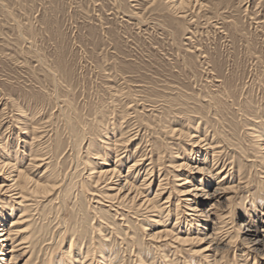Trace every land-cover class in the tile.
Listing matches in <instances>:
<instances>
[{"label": "rangeland", "instance_id": "1", "mask_svg": "<svg viewBox=\"0 0 264 264\" xmlns=\"http://www.w3.org/2000/svg\"><path fill=\"white\" fill-rule=\"evenodd\" d=\"M167 2L0 0V210L14 204L8 223L20 213L15 191L5 186L18 167L33 180L61 184L48 196L30 192L25 245L31 247L15 264H67L63 252L72 239L82 247L72 257L76 249L99 247L111 264H139L138 252L149 264H214L213 257L220 264H264L237 229L247 216L227 226L234 225L232 246L225 241L218 253L209 251L210 261L196 251L208 243L177 249L165 237H146L173 229L175 204L184 209V178L195 184L218 171L213 184L236 187L221 195L220 209L256 206L250 226L259 236L264 224V0H200L185 12ZM206 153L211 176L196 168ZM141 156L128 179L138 186L144 173L162 171L146 191L153 197L161 180L168 183L162 202L171 192L172 212L161 224L157 215L128 214L131 202L110 208L97 200L121 186L98 179L101 167L120 159L116 169L126 175ZM179 227L186 231L183 216ZM96 257L86 264L101 263Z\"/></svg>", "mask_w": 264, "mask_h": 264}, {"label": "bare ground", "instance_id": "2", "mask_svg": "<svg viewBox=\"0 0 264 264\" xmlns=\"http://www.w3.org/2000/svg\"><path fill=\"white\" fill-rule=\"evenodd\" d=\"M167 1H168L167 3H169V6H170V7L169 6L168 7L171 10H173V11L174 10H181V12H185L184 10L187 7H189L191 4H196V2L199 3L200 0H167ZM113 136H116V135H113ZM262 136H263V133H262V131H260L258 133V137H262ZM110 139H112V138H110ZM213 151H214V148H213V150H209L208 153L213 152ZM34 153L38 156V152H34ZM208 153L203 155V160H201V163H200L201 165H198L196 168L198 169L199 172L206 171L205 173L208 172L209 175L211 176V175H213V173H212L213 170H211V168L209 167L208 162H207ZM98 154L100 155L99 152H98ZM9 159H8V161H9ZM144 159L145 158H143V156H141L139 159H136L135 161H133V163L129 164L126 175H122V172H120L118 169H116V165L118 164L120 159H116L114 161V165L110 166L109 168H106V167H101V169L99 168L100 171L99 172L97 171L98 172V174H97L98 179L105 178V179L110 180V182H108V183L116 184V185L118 184L121 186L111 187V190H117L116 193L113 195L110 193H107V192H100L98 194L99 199H97V200H98V203H102L101 200H105V202H109L110 205H108V206L110 208H113V206H115L116 203L118 205L124 206L125 204L131 202V205L133 206L132 208L136 207L135 208L136 210L132 211L131 210L132 208L130 209V207H129L130 210H128V214H130V212H133L134 214L139 215V216L144 215L146 219H150L149 218L150 216L157 215L158 219H155L154 221L156 223L161 224L163 217H164V214L166 213V216H168L172 212V209L170 208L171 205L166 206L171 201L170 200L171 192H169V195L167 196V200L162 202V198H163V195L165 193L164 190L166 188V184H168V183H166V182L164 183L163 180H161L159 182L157 188L155 189L153 197H150L148 194H146V191H148L147 189L150 187V184H152L154 179L156 180V179L161 177L162 171H160V169H159L157 171V173L155 174L154 173L155 171H153V168H152L150 170V172H146L143 174V179H142L140 185H138V186L135 185L133 182H131L128 179V175L132 171H134V169L136 167L141 166L143 164L142 162ZM34 160H35L34 162H38L41 159H38V157H35ZM153 160H154V163L159 162V165H162V160L160 157H158L156 159L153 158ZM10 162L11 161H9V163H7V164H10ZM150 165H152V163ZM185 166H187L186 163H185ZM183 167H184V165H183ZM93 168L95 169V167H93ZM17 171H18V174H17ZM17 171H16L17 175L15 178L12 179V183L9 185L5 184V186L7 187L6 189H8V191H9V189H11L10 191H15L14 196L16 199L15 200L13 199V202L15 203V201H16L17 204L20 205L19 206L20 207V210H19L20 213L17 217L16 216L14 218L11 217L12 219L9 220V223H8V220H7V216L9 213L8 210L10 212H12L14 204H11L10 201H6V202H4V206L0 210V264H15L21 255H23L24 253L28 252V250H30L28 248H30L31 246L25 245L28 243L27 239L30 236V235H28L29 225H27V223H26V222L30 223L29 222L30 220H28V216H30V215H28V211L30 210L32 204L27 203L29 201L31 202V199L29 197L30 192L31 193H32V191L42 192L48 196L49 192H51L53 189H60V186H61V184L58 185L57 182L55 183V181H54V183L51 184L49 182L43 183V182H40V181L35 180V179L33 180L32 177L28 178V176H26L24 174V169H19V167H18ZM218 174H219V171L216 172L215 175H213L211 177L212 179H207V178L200 176L199 181L195 184L192 183L191 180H189L187 177L184 178L185 179V182H184L185 186L183 187L184 191L183 192L181 191L182 195L185 197L184 198V205H183L184 209L183 210L180 209L179 203L177 205L175 204L174 211H175V214L178 216H177V220L175 221V224L172 226L173 229H170V230L163 229V230H160L159 232L156 231L153 233H147L146 237H148V239L153 241V242H155V241L159 242L160 239H162V237H165V238H163V239H165V241L169 240L170 242L175 241L174 243H178L177 244L178 247H176L177 249L179 247H181L183 244H188V243H198V244H203V245H204V243H208L207 246L202 247V250H196V251H202V255H204V257L206 259H209V261H210V258L213 257V255L208 253L209 251H213L216 253L217 249H219V246L224 244L225 241L227 242L225 244V246H228V245L232 246L233 240L229 239L230 236L228 234V232H229L228 229L229 228L232 229L234 227V225H232L228 228H227V226L229 224H233L237 218H239V217L244 218L247 216L248 217L247 221H246V219L241 220L239 227L237 229H238L239 233H242V235L244 236L243 241L246 242L247 249L249 251H253V252H261L262 256H264V247H263V249L260 247L261 243L264 245V224L262 225V228H261V231L263 233H261L259 236L256 234V231H253V229H252L253 226L252 227L250 226L251 221H253V222L257 221V220H254L255 218L253 216V215L257 214L256 213L257 212L256 206L245 207V209L242 212H233L229 208L220 209V207H222L221 201H220L221 195H223V193H225L226 191L229 192V190L234 191L236 187H234L233 185H230V183L224 184L222 182V180H219V181H217V183L215 182L213 184L214 177L217 176ZM52 178H54V177H52ZM6 180H8V179H6ZM177 180H179V179H177ZM207 182L209 183L208 185L205 184ZM186 184H188V185H186ZM212 184H213V186H211ZM3 186L4 185H0V190H1V188L4 189ZM112 186H114V185H112ZM208 187H209V189L207 190ZM85 191H84V193H85ZM35 195H36V193H35ZM64 196L65 197L67 196V192ZM178 196H181V195H178ZM88 197H90V196H88ZM9 198L12 200V196H10ZM230 198H232V196L227 198V201L231 202L232 199H230ZM209 200L214 201V202L206 210V208L204 209L203 206ZM122 202L125 204H122ZM231 208H232V206H231ZM143 209L145 210L144 213L143 212L140 213ZM124 210L125 209H123V211ZM116 212L118 213L117 210H116ZM95 215H96V218L97 217L99 218L98 213H96ZM122 215H124V214L122 213ZM182 216L185 218V226H186V231H183V232H181L180 227L178 229L176 228L178 223H179V219ZM227 218H229L228 223L226 222ZM99 219H101V218H99ZM137 220H139V223H138L139 229H141V231H143V233H145L148 230V228L146 225H144L142 223L143 219H141V220L137 219ZM230 220H231V222H230ZM100 222H102V221L100 220ZM100 222H99V224H100ZM262 222L264 223V220ZM102 223L104 224V222H102ZM99 224L96 226V229L98 230V232L101 230V228L98 227V226H100ZM194 225H195V228L193 230L192 227H194ZM70 228L72 229V227H70ZM67 229H69V228H67ZM129 229H130V227H129ZM72 230H75V229H72ZM76 230H78V229H76ZM176 230H178V231H176ZM112 232H115L116 234H118L117 229H113ZM75 233H77V232H75ZM180 234H183V235H180ZM261 236H263V238ZM128 237H129V234H128ZM131 239H132V241H134V243L136 245L137 238L134 237V239H133L131 237ZM74 247L82 249L80 239H78V240L72 239L69 247L64 250L63 256H64L65 260L67 261V264H77V263L78 264H86V263H88V261H86L88 256L96 255V252H97V257H98V258L97 257L95 258L96 262L99 261L102 264H111V263H109V261H108L109 259L107 258V256L105 254H103V251L101 250V248H99L97 246H96L97 250H94L95 247H94V249L88 247L86 249V251H85V249L82 251L76 249L78 252L77 253L78 255L75 257H72V254H74L73 253ZM80 254H81V256H80ZM262 256H260V257H262ZM143 257H142V255L139 254V252L137 253V260L140 261L139 264H149V263H147V260H145ZM92 259H94V258H92ZM256 260H257V258H256ZM210 262H213L214 264H220V260L217 259L216 257H213V259H211ZM101 263H97V264H101ZM25 264H28V263L26 262ZM41 264H44V262L42 261ZM45 264H47V263L45 262ZM51 264H60V263H58L55 259H53Z\"/></svg>", "mask_w": 264, "mask_h": 264}]
</instances>
